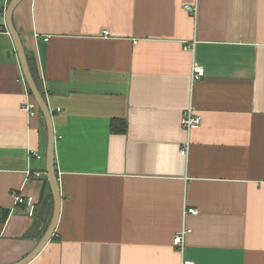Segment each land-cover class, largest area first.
<instances>
[{"label": "crops", "instance_id": "crops-1", "mask_svg": "<svg viewBox=\"0 0 264 264\" xmlns=\"http://www.w3.org/2000/svg\"><path fill=\"white\" fill-rule=\"evenodd\" d=\"M8 2L0 264L28 254L53 213L46 127L36 104L22 108L35 102ZM12 20L52 112L61 196L55 232L27 264H264V0H21ZM189 107L201 122L187 131ZM12 190L33 196V216Z\"/></svg>", "mask_w": 264, "mask_h": 264}, {"label": "water", "instance_id": "water-1", "mask_svg": "<svg viewBox=\"0 0 264 264\" xmlns=\"http://www.w3.org/2000/svg\"><path fill=\"white\" fill-rule=\"evenodd\" d=\"M21 0H9L6 8H5V26L13 40L14 47L16 50V53L19 58L21 70L24 76V79L26 81L27 87L29 91L31 92L34 102L39 109L45 123L46 127V145H45V172H46V178L51 190L52 200H53V213L51 216V220L44 232V234L41 236L35 247L26 254L22 259L18 260L17 262L10 263V264H27L30 262L33 258L36 257V255L44 248V246L47 244V242L52 238L55 228L57 225L59 212H60V206H61V196L58 188L57 183V173L55 170V132L53 127V120H52V112L45 100V97L43 96L42 92L40 91L35 78L33 74L31 73L29 62L27 59V55L25 53L22 40L20 38L19 33L14 27L13 20H12V14L16 7V5Z\"/></svg>", "mask_w": 264, "mask_h": 264}, {"label": "built area", "instance_id": "built-area-1", "mask_svg": "<svg viewBox=\"0 0 264 264\" xmlns=\"http://www.w3.org/2000/svg\"><path fill=\"white\" fill-rule=\"evenodd\" d=\"M185 9L192 15L196 14V7L185 5ZM48 38H45L47 40ZM204 74V70L202 67L195 66L193 67V78L198 79ZM24 110L30 112L31 114H34L36 112L35 108V103H30L27 102L25 105L22 107ZM201 122V116L198 114L193 107H189L187 110H185L180 118V125L183 129L189 131L191 128L198 126ZM188 151V144H184L180 150V153L182 155H185ZM31 155L34 157L39 158L40 154H38L36 151H32ZM34 175L36 177H41L42 172L35 171ZM11 195L14 199L15 204L18 205H24L27 208V214L29 216H33L36 211V203L33 198V196H23L21 195L18 191L12 190ZM188 213H195V209L193 208H188L187 209ZM189 230H182L180 233H178L174 238H173V244L182 246L183 244V237L184 233L188 232ZM183 264H192L190 261H184Z\"/></svg>", "mask_w": 264, "mask_h": 264}, {"label": "trees", "instance_id": "trees-1", "mask_svg": "<svg viewBox=\"0 0 264 264\" xmlns=\"http://www.w3.org/2000/svg\"><path fill=\"white\" fill-rule=\"evenodd\" d=\"M27 59H28V62H29V66H30L31 73L33 74V76L35 78V81L37 83V69H36V65H35L34 59L31 56H27ZM28 92H29V94H31V92L29 91V89H28ZM36 110L38 112V109H36ZM116 121H119V120H113V121H111L110 131L111 132H115V133H124V132H126V127H127L126 122L125 121H119L117 123ZM0 213L2 214L3 219H5L6 216H7V214H8V212L6 210H2Z\"/></svg>", "mask_w": 264, "mask_h": 264}]
</instances>
